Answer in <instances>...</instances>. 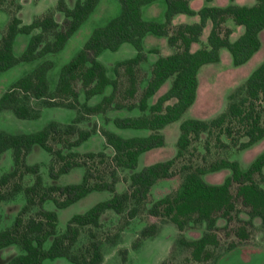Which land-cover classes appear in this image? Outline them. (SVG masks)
I'll return each mask as SVG.
<instances>
[{
  "label": "trees",
  "instance_id": "16d2710c",
  "mask_svg": "<svg viewBox=\"0 0 264 264\" xmlns=\"http://www.w3.org/2000/svg\"><path fill=\"white\" fill-rule=\"evenodd\" d=\"M98 1L76 0L75 5L69 7L65 0H58L56 9L64 15L61 24L54 19L51 10L29 24L13 15L0 39V73L20 63L41 59L32 71L12 82L0 94V111H10L19 119H38L41 108L34 106L32 101L40 102L41 107H65L76 111L69 122L49 120L34 131L13 133L0 130V159L7 150L11 151L12 159V168L0 175V202L11 200L19 193L24 196V204L12 223L0 229V249L15 245L20 250L6 264H43L45 259L58 257L72 264H101L105 246L119 242L117 233L113 235L104 230L100 217L106 210L119 216L120 230L135 217L144 216L146 223L131 243L134 250L140 249L147 238L156 236L160 224L168 223L178 232L177 244L189 249L192 259L209 260L213 257L211 247L218 244L215 232L218 218H228L234 212L235 197L248 208L250 217L264 221V150L247 169H243L238 160L226 158L208 164H183L180 182L172 192L152 200V188L158 181L176 175L175 164L184 159L190 145L202 133L208 137L216 131L217 143L222 147H248L264 137V58L246 78L243 93L231 96L223 112L209 120L183 118L196 100L200 68L219 62L221 48L229 51L235 66L246 63L260 49L264 0H255L252 5L206 4L197 11L191 8L190 0H164L163 21L143 17V8L157 0H117L119 14L91 31L82 47L60 67L56 84L51 88L48 72L54 63L44 57L65 47L68 39L94 11ZM176 13L197 14L199 21L171 25ZM228 18L243 26V32L234 40L229 37L231 29L223 26ZM208 20L211 21L208 46L192 50V44L199 41ZM18 33L30 37L25 50L16 56L13 42ZM147 33L165 36L173 52L158 56L146 84L140 89L138 66L146 60L143 38ZM125 42L135 48L136 55L117 62L113 68L115 77L111 78L98 56L104 50H117ZM168 80L167 90L150 103L149 99ZM78 83L83 89L84 102L80 101ZM95 95H101L100 100L89 104L88 100ZM111 108H137L140 115L115 116L111 121L118 128L145 129L148 133L124 136L99 128L106 145L113 151L112 155L104 150H72L97 130L96 123L91 129L82 128L79 123L90 115L105 114ZM175 121L180 123L174 156L137 169L144 152L164 146L162 130ZM221 135H225L229 143L223 142ZM239 137H246V141L240 142ZM35 145L50 156L49 178L56 180L71 169L82 167L81 181L45 183L40 164L27 161ZM205 149L209 150L208 145ZM119 169L133 170L123 191L116 188ZM221 169L230 171L221 183L204 179L206 173ZM28 174L33 175V180L25 184L24 177ZM103 190L110 192L111 196L83 213L72 215L65 229L57 231L58 214L47 209L45 202L51 201L56 208H65L92 191ZM191 227L200 229V236L186 238L185 232ZM83 232L87 238L79 244ZM118 254L122 264H126L127 248L119 249ZM161 264H167L166 260Z\"/></svg>",
  "mask_w": 264,
  "mask_h": 264
},
{
  "label": "rangeland",
  "instance_id": "374dc122",
  "mask_svg": "<svg viewBox=\"0 0 264 264\" xmlns=\"http://www.w3.org/2000/svg\"><path fill=\"white\" fill-rule=\"evenodd\" d=\"M204 4H211L203 0ZM213 3L219 6H224L229 3L239 5H250L255 3V0H213ZM164 4V0L161 1ZM159 3H155L154 7L148 6L143 9V17L152 19L159 16ZM11 8L15 10L16 4L12 2ZM199 6V2L196 4ZM120 4L117 0H99V4L93 13L85 20L81 27L74 33L67 41L65 47L56 54H48L45 57L52 58L54 66L49 73V82L51 88H54L57 75L60 67L66 63L83 45L91 31L99 25L106 23L109 19L119 14ZM224 27H229L231 33L230 39H236L242 32L243 26L237 25L230 18L226 19L223 24ZM211 28L210 23L202 32L199 41L193 45L192 49H198L208 46L207 36ZM166 38V37H165ZM261 47L260 49L244 64L235 66L232 63L229 51L222 48L220 52V60L216 63H209L203 65L198 73V88L197 97L188 113L183 118L194 117L199 119L209 120L212 117L223 112L230 97L239 96L243 93V86L246 78L253 71V69L264 58V29L260 32ZM167 41V38H166ZM166 41H153L147 39L145 43V54L148 59L142 61L138 66V76L140 78L139 88L142 89L149 78L151 64L149 59H154L161 55V53L173 52V48L168 46ZM131 46V45H130ZM135 49V48H134ZM113 53V51H106ZM119 56V55H118ZM44 57V58H45ZM116 57V56H115ZM41 59L29 63H20L17 67L4 74H0V94L12 83L17 77H21L26 73L32 71L33 67L38 64ZM114 68V66H113ZM113 68L109 70V74L113 77ZM170 80H168L160 90L149 99L153 103L157 97L167 90ZM77 89L80 93V101L84 102L85 97L83 89L78 83ZM110 91V88L108 89ZM101 95L88 100V103H94L99 100ZM34 106L41 108V115L38 119H19L15 117L10 111H0V130L8 132H28L34 131L42 127L49 120H57L60 122H69L72 113L76 111L67 109L65 107H41L40 102L32 101ZM125 110V111H124ZM119 110L115 108L109 109L105 114H93L81 121L83 127L91 129L93 124H97V130L83 143L78 145V150L82 152L100 151L104 150L108 155H112L113 151L105 143L103 136L98 131L99 128H106L111 119L118 114L126 113L127 109ZM128 111V110H127ZM130 115H140L141 112L135 108L130 110ZM179 123L169 124L162 130L165 135L164 146L148 150L145 154L140 156V166L151 164L157 161L170 159L176 152V140L179 134ZM131 133L124 131L122 135L128 136ZM223 142L229 143V139L225 135L220 136ZM240 142L246 141V137H239ZM209 147L207 151L205 146ZM77 147L72 150L77 151ZM264 150V137L253 143L248 147H241L238 145H230L229 147H222L217 143V132L213 131L207 137L206 133H202L197 141H194L189 151L186 153L184 159L175 164L176 175L170 179L158 181L152 188L151 199L155 200L172 192L180 182L179 173L183 164L189 162L194 164H208L212 161L226 158L231 160H238L243 169H247L255 157ZM67 149H65V152ZM28 163H39L40 172L45 180V183L52 181L48 176L47 166L50 162V156L41 147L32 149L27 157ZM139 164V163H138ZM12 168L11 151L4 153L0 159V175ZM83 171V168H79ZM74 169L73 172H78ZM133 170L119 169V181L116 184L118 191H123L127 188L130 174ZM264 172V167H263ZM230 174L228 169H221L219 171L209 172L204 175V179L210 183H221L223 179ZM33 180V175L28 174L24 177V183L28 184ZM73 180L72 176H62L59 179L60 184ZM235 193V186L232 187ZM108 191H95L81 202L74 206L62 210L59 213L57 231L62 232L68 219L78 212L80 209H87L93 204L110 197ZM24 204L23 193L16 194L11 200L0 202V229L9 226L18 210ZM51 207L53 204L49 201ZM236 208L234 212L228 217H219L217 221L216 234L218 244L212 246L213 257L206 261H196L192 259L189 249L181 247L177 244L178 232L176 228L168 223L160 224V231L154 237L147 238L142 247L134 250L131 247L132 241L136 234L145 225L146 219L143 215L137 216L130 221V223L120 230L121 220L118 217L110 218L104 217L102 224L104 230L110 234H118L119 242L116 245L107 244L104 248V263L103 264H122L118 250L127 248L128 261L126 264H161L166 260L167 264H264V221L259 217H250L248 208L244 206L238 197H235ZM50 206V205H48ZM35 210V209H33ZM201 230L196 227H191L185 232L188 239H194L201 234ZM240 234V235H239ZM242 234V235H241ZM86 234L83 232L80 236L79 244L86 241ZM49 242L46 243L48 246Z\"/></svg>",
  "mask_w": 264,
  "mask_h": 264
},
{
  "label": "crops",
  "instance_id": "0c3cea01",
  "mask_svg": "<svg viewBox=\"0 0 264 264\" xmlns=\"http://www.w3.org/2000/svg\"><path fill=\"white\" fill-rule=\"evenodd\" d=\"M57 1L58 0H0V39L2 37V35L5 33L6 31V28L12 18L13 15H15L16 17L20 18L22 23L24 24H29L31 23L35 18L37 17H40L41 15H43L44 13H46L48 10H51L53 12V15H54V19L58 22V24H61L63 19H64V15L62 12L58 11L56 9V4H57ZM162 0H157L155 2H153L152 4H149L145 7H148V6H151V7H154L155 3H159L158 5V11H159V16L157 17H153L152 19H156V20H160V21H163L164 20V11H165V3L162 4L161 3ZM213 0L211 1H208V2H211V4H208L207 5H216L215 3L212 2ZM14 2L16 4V8L15 10H13L10 6V4ZM65 2L67 3V5L69 7H73L76 3V0H65ZM199 2V6H196V4ZM98 4H99V1H98ZM97 4V5H98ZM189 4L191 6V8L195 11H197L198 9H200L203 5H206L204 4V1L203 0H190L189 1ZM239 5V4H238ZM252 5V4H250ZM144 7V8H145ZM143 8V9H144ZM96 9V8H95ZM94 9V10H95ZM93 13V12H92ZM91 13V14H92ZM144 16V15H143ZM146 19V18H145ZM199 21V17L197 14L195 15H189V14H186V13H176L175 15H173L172 19H171V25H177V24H180V23H194V22H198ZM210 23L211 25V21L208 20L205 27L203 28V31L204 29L208 26V24ZM38 30H36L35 32H37ZM202 31V32H203ZM29 37L30 35H27V34H24V33H18L16 36H15V39H14V42H13V52L16 56H19L26 48L27 46V43L29 41ZM51 39V38H50ZM147 39H151L153 41H166V38L165 36H158V35H154V34H151V33H147L144 38H143V48H145V43H146V40ZM234 40V39H232ZM167 42V41H166ZM197 42L193 43L191 48L193 47L194 44H196ZM130 43H122L119 48L115 51H113V53H107L106 54V51H109V50H104L102 51L99 56H98V59L103 63V65L105 66L106 68V72H107V75L111 78L115 77V74L114 76L112 77L110 74H109V70H111V68H113V66H115V64L119 61H122L124 59H128V58H131L133 56L136 55V50L134 49V47L131 45ZM169 46V45H168ZM170 47V46H169ZM171 48V47H170ZM193 50V49H192ZM222 48L220 49V52H221ZM145 52V50H144ZM172 53L171 52H167V53H161V55H168ZM49 54H56V53H49ZM48 55V54H47ZM119 55V56H118ZM116 56V57H115ZM47 59H50L52 60L51 56L50 57H45ZM158 57L154 58V59H149L150 61V64L152 66V64L155 62V60L157 59ZM146 59L147 56H146ZM19 65V64H18ZM18 65H15L13 66L12 68L8 69L7 71L5 72H2L0 74H4L6 72H9L11 71L13 68L17 67ZM49 73H50V70L48 72V78H49ZM199 73V72H198ZM150 76V74H149ZM19 77L15 78V80H17ZM164 85V84H163ZM162 85V86H163ZM161 86V87H162ZM109 89V88H108ZM107 89V92H109ZM160 90V89H159ZM158 90V91H159ZM165 92V91H164ZM99 95H95L93 97H91L90 99L94 98V97H97ZM100 100V99H99ZM99 100H96L94 103L98 102ZM94 103H90L89 104H94ZM191 108V107H190ZM189 108V110H190ZM135 109V108H134ZM119 110H124V109H119ZM188 110V111H189ZM73 111V110H72ZM125 111V110H124ZM188 111L186 113H188ZM130 110H126V113L124 114H118L117 116H136V115H130L129 114ZM185 113V115H186ZM184 115V116H185ZM75 116V113H72V116L70 117V119H72L73 117ZM177 121L173 122V123H176ZM172 124V123H171ZM80 127L82 128H86V129H89L87 127H83L81 125V123H79ZM107 129H110L116 133H119L122 135V133L124 131H127L129 133H131L130 135L128 136H134V135H146L148 133V130H145V129H122V128H118L116 127L112 121H110L109 125H107L106 127ZM93 136V135H92ZM90 138V137H89ZM80 146V145H79ZM36 147H39L38 145H35L33 147V149H36ZM77 151L79 152H82L81 150H78V146H77ZM9 150L5 151V153H7ZM148 152V151H146ZM146 152H144L143 154H145ZM4 154V153H3ZM142 154V155H143ZM143 166H140V158H139V164H138V168L137 169H140L142 168ZM81 167H75L73 169H71V171H69L68 173H65V174H62L58 179L56 180H53L50 181V182H47V184H51V183H59V179L64 175V176H72L73 180L71 181H67L66 183L64 184H69V183H78L81 181L82 179V174H83V171H81V169H79ZM74 169H78L77 171L78 172H73ZM45 181V180H44ZM95 191H92L90 192L89 194H87L85 197L81 198L80 200L76 201L75 203H72L71 205L65 207V208H56L55 205L53 204L54 207H51V204H49V201L45 202L44 206L47 208V209H52V210H55L58 214V217H59V213H61L62 210H66L72 206H74L75 204L81 202L82 200H84L85 198H87L89 195H91L92 193H94ZM111 196V195H110ZM105 200V199H104ZM50 205V206H48ZM94 205V204H93ZM90 208V207H89ZM89 208L87 209H80L78 212L80 213H83L85 212L86 210H88ZM76 214V213H75ZM110 217V218H115L117 219L119 216L112 210H106L100 217V220L101 222L103 221V218L104 217ZM142 247V246H141ZM20 252L19 248L15 245H10V246H7V247H4V248H1L0 249V264H6V262L11 258L13 257L14 255L18 254ZM103 263H104V260H103ZM101 263V264H103ZM43 264H72L70 263L67 259L65 258H62V257H58V258H54V259H45L43 261Z\"/></svg>",
  "mask_w": 264,
  "mask_h": 264
}]
</instances>
